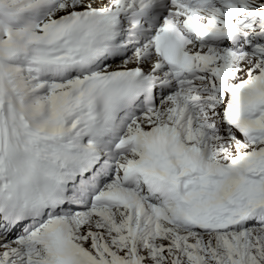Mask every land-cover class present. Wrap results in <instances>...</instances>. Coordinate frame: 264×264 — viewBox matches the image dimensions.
I'll return each instance as SVG.
<instances>
[{"label":"snow or ice","instance_id":"6c2138e0","mask_svg":"<svg viewBox=\"0 0 264 264\" xmlns=\"http://www.w3.org/2000/svg\"><path fill=\"white\" fill-rule=\"evenodd\" d=\"M0 264H264V0H0Z\"/></svg>","mask_w":264,"mask_h":264}]
</instances>
